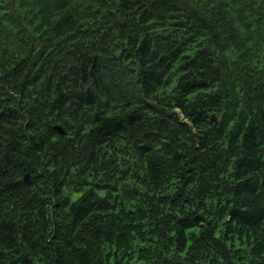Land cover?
Listing matches in <instances>:
<instances>
[{"label":"trees","instance_id":"1","mask_svg":"<svg viewBox=\"0 0 264 264\" xmlns=\"http://www.w3.org/2000/svg\"><path fill=\"white\" fill-rule=\"evenodd\" d=\"M0 264H264V0H0Z\"/></svg>","mask_w":264,"mask_h":264},{"label":"water","instance_id":"2","mask_svg":"<svg viewBox=\"0 0 264 264\" xmlns=\"http://www.w3.org/2000/svg\"><path fill=\"white\" fill-rule=\"evenodd\" d=\"M56 128L60 133L65 134L66 131L61 125H57ZM25 180L29 183L32 181V177L29 173L25 175Z\"/></svg>","mask_w":264,"mask_h":264}]
</instances>
